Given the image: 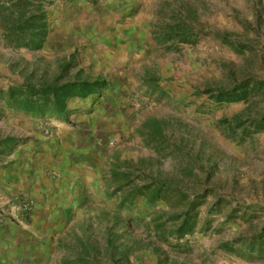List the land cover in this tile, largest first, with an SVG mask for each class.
<instances>
[{
  "label": "rangeland",
  "instance_id": "obj_1",
  "mask_svg": "<svg viewBox=\"0 0 264 264\" xmlns=\"http://www.w3.org/2000/svg\"><path fill=\"white\" fill-rule=\"evenodd\" d=\"M57 77L105 83L47 110ZM24 152L60 186L44 264H264V0H0V226Z\"/></svg>",
  "mask_w": 264,
  "mask_h": 264
},
{
  "label": "crops",
  "instance_id": "obj_2",
  "mask_svg": "<svg viewBox=\"0 0 264 264\" xmlns=\"http://www.w3.org/2000/svg\"><path fill=\"white\" fill-rule=\"evenodd\" d=\"M114 52L118 44L106 43ZM109 48V49H110ZM70 130L59 128L57 140H60L59 153L62 154V141L68 139ZM77 134V133H75ZM46 143H44V146ZM51 151V150H50ZM49 151V152H50ZM24 159L17 165V179L9 183L8 192L23 191L33 200V210L29 228L15 224L0 226V264H44L50 249L48 231L51 220L58 213V194L60 186L46 175L49 162L46 156L33 157L24 152ZM7 169H0V175H10Z\"/></svg>",
  "mask_w": 264,
  "mask_h": 264
},
{
  "label": "trees",
  "instance_id": "obj_3",
  "mask_svg": "<svg viewBox=\"0 0 264 264\" xmlns=\"http://www.w3.org/2000/svg\"><path fill=\"white\" fill-rule=\"evenodd\" d=\"M41 6H38V9H40ZM15 28L12 30L16 33H20V35L25 33L27 30L30 31L33 35H35V38H32V41L36 43V47H40L42 42L44 41V38L46 36V18L45 14L41 11H39L37 14H32L26 19H21L18 23H15ZM21 35V36H22ZM70 65V61L66 66L63 67L65 71H67L68 67ZM64 71V72H65ZM63 72V71H62ZM60 76H63L62 74ZM58 77L56 81L51 82L50 84H45L42 87V90L37 91L32 88H30V91L33 90V94L31 95H40L42 97V102H44L45 105L51 104L49 108H45L47 110L50 109H56L59 112L64 111L66 107L67 100L75 95L79 96H85L90 93H93L94 90L103 85L105 82L103 80H88V79H77L74 78V80H70L67 82L59 83ZM12 91V89H11ZM13 101L18 103L17 99H12ZM21 105H23L24 108L32 109H40V106L36 105L34 100H30L29 97L19 101ZM36 105V106H34ZM12 141L11 138H8L7 142Z\"/></svg>",
  "mask_w": 264,
  "mask_h": 264
},
{
  "label": "built area",
  "instance_id": "obj_4",
  "mask_svg": "<svg viewBox=\"0 0 264 264\" xmlns=\"http://www.w3.org/2000/svg\"><path fill=\"white\" fill-rule=\"evenodd\" d=\"M10 203L9 206H7ZM32 198H30V196L27 193L24 192H20L19 194L15 195V198H9L8 200H6V206L4 208H2L5 211H8V208L10 206H15V213L17 215V217H20V219L25 220L28 218L29 214L31 213V209H32ZM9 219V217H7ZM6 219V217L2 216V218L0 219V221H6L8 220Z\"/></svg>",
  "mask_w": 264,
  "mask_h": 264
}]
</instances>
